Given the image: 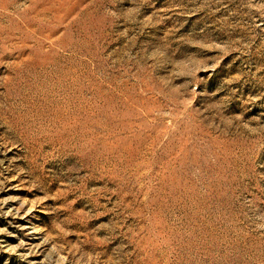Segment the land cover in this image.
Wrapping results in <instances>:
<instances>
[{
    "label": "rangeland",
    "instance_id": "374dc122",
    "mask_svg": "<svg viewBox=\"0 0 264 264\" xmlns=\"http://www.w3.org/2000/svg\"><path fill=\"white\" fill-rule=\"evenodd\" d=\"M0 264H264V0H0Z\"/></svg>",
    "mask_w": 264,
    "mask_h": 264
}]
</instances>
